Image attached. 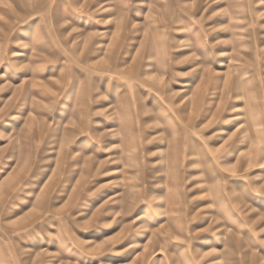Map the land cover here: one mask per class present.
I'll use <instances>...</instances> for the list:
<instances>
[{
    "label": "rangeland",
    "instance_id": "rangeland-1",
    "mask_svg": "<svg viewBox=\"0 0 264 264\" xmlns=\"http://www.w3.org/2000/svg\"><path fill=\"white\" fill-rule=\"evenodd\" d=\"M0 264H264V0H0Z\"/></svg>",
    "mask_w": 264,
    "mask_h": 264
},
{
    "label": "bare ground",
    "instance_id": "bare-ground-1",
    "mask_svg": "<svg viewBox=\"0 0 264 264\" xmlns=\"http://www.w3.org/2000/svg\"><path fill=\"white\" fill-rule=\"evenodd\" d=\"M81 103L84 104V101H81ZM80 105H81V104H80ZM81 106H83V105H81ZM83 124H84V122H83ZM111 125H112V123H111ZM241 127H242V126H241ZM241 127H240V128H241ZM112 196H113V195H112ZM163 214H164V213H163ZM159 218H160V217H159Z\"/></svg>",
    "mask_w": 264,
    "mask_h": 264
}]
</instances>
